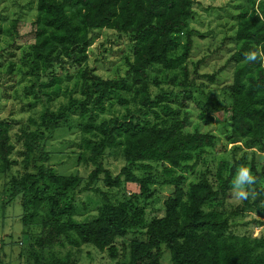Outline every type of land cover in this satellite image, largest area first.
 Wrapping results in <instances>:
<instances>
[{"label":"trees","instance_id":"obj_1","mask_svg":"<svg viewBox=\"0 0 264 264\" xmlns=\"http://www.w3.org/2000/svg\"><path fill=\"white\" fill-rule=\"evenodd\" d=\"M194 3L195 0H37L29 72L38 79L54 74L56 66L61 69L68 63L81 66L94 42L93 30L113 29L127 35L132 43L133 59L128 61L125 77L100 79L88 69L80 68L83 98L70 97L58 111H46L42 115V124L48 126L56 121L67 123L72 114H80L78 127L84 138L78 160L93 166L84 188H90L103 175L108 187H120L124 181L138 183L142 195L149 196L157 179L151 174L140 176L135 170L149 173L159 164L163 183L174 187V193L165 201V214L149 223L142 206L130 200L114 202L105 192L97 216L78 221L74 218L75 206L69 198L65 202L63 198L81 187L82 177L50 170L44 164L50 156L40 143L44 133L29 132L25 164L31 170L14 181V194L25 192L31 197L33 208L24 217L25 225L47 203L43 225L49 233L40 238L41 243L64 238L73 247L91 244L100 250L107 249L115 259L119 254L114 244L117 237L131 230H145L146 239L136 237L131 241L129 262L118 264H159L161 245L169 250L171 264H264V237L229 233L224 199L236 164L219 161L212 176L209 165H204L196 179L184 186L187 177L179 170L194 172L201 157L216 146L217 137L199 131L186 132V121L180 109L168 103L169 96L161 93L153 97L151 93L150 69L168 71L192 51L190 20L195 12ZM248 3L238 15L233 37L235 49L220 68L234 67L232 81L226 88L229 102L222 109L230 113L231 139L264 150V64L247 62L245 58L246 53L264 45V20L260 18L264 15V0H248ZM185 34L184 52L173 56ZM215 75L207 76L214 80ZM52 77V94H59L61 78ZM155 83L159 84L156 78ZM183 99L191 100L203 119L213 120L192 93L186 90ZM107 101L121 105L134 102L137 109L98 122L99 114L106 111ZM216 105L221 108L222 103L217 101ZM114 148H119L128 162L117 175L103 161L106 150ZM13 150L10 124L0 121V173L10 168ZM53 187L47 197L46 192ZM260 199L262 196L258 195L254 203ZM251 204L249 197L231 214L244 212ZM34 259L35 264H78L70 255L43 260L34 255Z\"/></svg>","mask_w":264,"mask_h":264},{"label":"rangeland","instance_id":"obj_2","mask_svg":"<svg viewBox=\"0 0 264 264\" xmlns=\"http://www.w3.org/2000/svg\"><path fill=\"white\" fill-rule=\"evenodd\" d=\"M248 5V0H195V12L190 20L194 42L192 51L168 71L152 67L150 82L153 97L166 93L169 96L168 103L180 109L186 121V132L199 131L217 137L216 146L201 157L194 172L190 169L179 170L187 177L184 186L187 187L196 179L204 165H209L212 176L219 161L227 160L236 164L232 179L241 164L252 169L258 179L251 206L245 208L244 212L231 214L237 206H243V200L232 196L231 180L228 195L224 199V210L230 220L229 233L256 238L264 237V150L255 144L231 139L230 113L222 107L229 102L226 88L232 81L234 67L228 65L220 70L235 49L233 37L238 15ZM37 15V0H0V121L10 124V142L14 145L10 154L11 166L6 172L0 173V264H35L34 255L42 260L70 255L78 264L128 263L131 241L136 237L146 239L145 230H131L127 235L117 237L114 244L119 254L114 259L107 249L100 250L91 244L73 247L64 238L53 243H41L40 238L49 233V229L43 225L47 203L29 225L24 224L26 213H30L33 208L31 197L25 192L15 195L14 181L31 170L25 164L26 134L36 130L44 133L40 143L50 156L44 164L56 174H77L83 179L80 188L63 198V202L69 198L75 206L74 218L78 221L91 220L97 216L103 201L102 193L105 192L114 202L130 200L142 206L149 223L165 214V201L174 193L173 186L163 183L160 164L149 173L135 170L140 176L151 174L157 179L150 188L149 196L142 195L138 183L124 181L120 187H108L103 175L90 188H84L93 166L78 160L79 153L83 151L81 144L84 138L78 127L80 114H72L67 123L56 121L48 126L42 124V115L46 111H58L68 103L70 97L83 98L80 92V68L88 69L100 79L125 77L129 69L128 61L133 59L132 43L127 35L113 29L93 30L94 42L88 48V58L81 66L71 63L65 69L56 66L54 74L38 79L29 72ZM182 41L173 56L184 52L186 34L182 36ZM215 73L214 80L207 76ZM53 75L61 78L59 94H52L54 87L50 83ZM155 78L159 84L155 83ZM47 84L49 86L46 87ZM186 90L203 103V109L210 112L213 120L203 119L200 109L191 100L183 99ZM217 101L222 103L221 108H217ZM128 109L135 111L137 106L134 102L121 105L116 101H107L106 111L99 114L97 121L120 117ZM103 161L114 175L128 165L119 148L106 150ZM53 190L54 187L45 195L50 196ZM258 195L262 199L254 203ZM158 258L159 264H171L170 252L165 245L159 248Z\"/></svg>","mask_w":264,"mask_h":264},{"label":"clouds","instance_id":"obj_3","mask_svg":"<svg viewBox=\"0 0 264 264\" xmlns=\"http://www.w3.org/2000/svg\"><path fill=\"white\" fill-rule=\"evenodd\" d=\"M261 20H264L262 15ZM247 62L255 63L257 61L264 64V45L245 54ZM257 177L253 174L252 169L245 164H241L231 182V193L235 199L246 200L249 197L254 198V185L257 183Z\"/></svg>","mask_w":264,"mask_h":264}]
</instances>
